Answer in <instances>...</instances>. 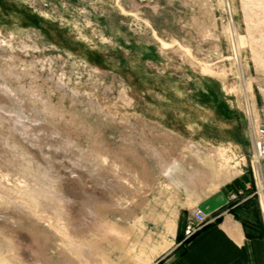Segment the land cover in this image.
<instances>
[{
  "label": "rangeland",
  "instance_id": "374dc122",
  "mask_svg": "<svg viewBox=\"0 0 264 264\" xmlns=\"http://www.w3.org/2000/svg\"><path fill=\"white\" fill-rule=\"evenodd\" d=\"M263 105L264 0H0V264H153Z\"/></svg>",
  "mask_w": 264,
  "mask_h": 264
},
{
  "label": "crops",
  "instance_id": "0c3cea01",
  "mask_svg": "<svg viewBox=\"0 0 264 264\" xmlns=\"http://www.w3.org/2000/svg\"><path fill=\"white\" fill-rule=\"evenodd\" d=\"M254 124L256 128L264 127V105ZM254 135L255 130L244 142L237 136L239 150L246 151L245 157L250 161L246 171L227 179L224 178L225 172L217 171L214 180L204 178L194 187L188 182L179 195L169 196L160 213L174 216L172 226L162 227L163 230L166 228L165 232L168 231L166 238L170 245L156 257L153 264H264V238H247L241 224L243 217L247 215L249 218L250 213L237 210L238 218H235L227 209L232 194L241 192L238 200L232 202L237 205L255 199L264 234V163L253 162L256 153ZM260 188H263V192ZM195 209L203 211L207 223L179 247L176 235L183 236L187 217Z\"/></svg>",
  "mask_w": 264,
  "mask_h": 264
},
{
  "label": "trees",
  "instance_id": "16d2710c",
  "mask_svg": "<svg viewBox=\"0 0 264 264\" xmlns=\"http://www.w3.org/2000/svg\"><path fill=\"white\" fill-rule=\"evenodd\" d=\"M227 209L229 213H231L235 218H238L236 211L241 210V212L250 213V216H244L241 224L243 226L245 235L247 238H264L263 234V226L262 221L260 219V213L257 207V203L255 199H250L240 205H237L236 203H230L227 206ZM216 220V222H218ZM190 239L183 240V236L177 234L176 235V241L180 243L181 247L183 244H186Z\"/></svg>",
  "mask_w": 264,
  "mask_h": 264
},
{
  "label": "built area",
  "instance_id": "2783aa9c",
  "mask_svg": "<svg viewBox=\"0 0 264 264\" xmlns=\"http://www.w3.org/2000/svg\"><path fill=\"white\" fill-rule=\"evenodd\" d=\"M254 139L256 141V152L264 158V128H257L255 131ZM238 192L233 194L230 197V201H237ZM207 223L205 215L200 211H195L191 215V217L186 221L184 230H183V240L189 239L195 233L199 232V230Z\"/></svg>",
  "mask_w": 264,
  "mask_h": 264
},
{
  "label": "bare ground",
  "instance_id": "6f19581e",
  "mask_svg": "<svg viewBox=\"0 0 264 264\" xmlns=\"http://www.w3.org/2000/svg\"><path fill=\"white\" fill-rule=\"evenodd\" d=\"M259 127H261V128H264V127H262V126H258L257 128H259ZM256 128V129H257ZM256 129H255V131H256ZM253 162H254V164H256V163H264V158L261 156V155H259L257 152L255 153V155H254V157H253ZM260 191H263V188H260ZM233 196V194L230 196V197H232ZM239 196H241V193L240 194H237V199H238V197ZM195 211H200V212H202L203 213V211H201L200 209H195L193 212H195ZM193 214V213H192ZM204 214V213H203ZM205 215V214H204ZM206 217V216H205ZM206 221H207V219H206ZM206 225V224H205ZM204 225V226H205ZM196 234V233H195ZM194 234V235H195ZM193 235V236H194ZM193 236H191V237H193ZM190 237V238H191ZM189 238V239H190Z\"/></svg>",
  "mask_w": 264,
  "mask_h": 264
}]
</instances>
